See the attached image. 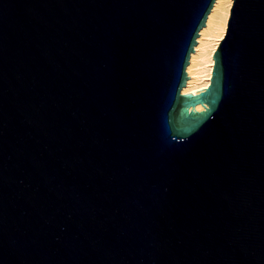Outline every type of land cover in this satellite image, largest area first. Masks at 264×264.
Wrapping results in <instances>:
<instances>
[{
	"label": "water",
	"instance_id": "water-1",
	"mask_svg": "<svg viewBox=\"0 0 264 264\" xmlns=\"http://www.w3.org/2000/svg\"><path fill=\"white\" fill-rule=\"evenodd\" d=\"M214 1L0 0V264H264V0L181 92Z\"/></svg>",
	"mask_w": 264,
	"mask_h": 264
},
{
	"label": "bare ground",
	"instance_id": "bare-ground-1",
	"mask_svg": "<svg viewBox=\"0 0 264 264\" xmlns=\"http://www.w3.org/2000/svg\"><path fill=\"white\" fill-rule=\"evenodd\" d=\"M232 2L233 0L214 1L206 23L199 31L194 50L190 54L186 66L189 78L181 90L182 93L196 94L209 85L214 65L212 56L225 35ZM195 110L202 111L204 107L197 105Z\"/></svg>",
	"mask_w": 264,
	"mask_h": 264
}]
</instances>
